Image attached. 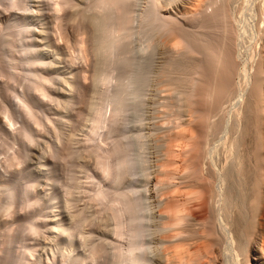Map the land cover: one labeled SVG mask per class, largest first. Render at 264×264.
Instances as JSON below:
<instances>
[{"label": "bare ground", "instance_id": "6f19581e", "mask_svg": "<svg viewBox=\"0 0 264 264\" xmlns=\"http://www.w3.org/2000/svg\"><path fill=\"white\" fill-rule=\"evenodd\" d=\"M27 1L0 0V10H3L0 13L3 14L0 16V79L5 78L0 80V101L3 102H0V143L4 146L2 148L0 144V181H4L6 174L3 173L14 176H11L10 181L8 178L7 182H0V187L4 188H0V216L4 218H0V229L3 230L5 226L4 233L0 232V242L4 246H0L1 250L4 248L0 250V256L3 255L0 264H247V260L250 261L248 245L251 238H260L262 245L259 251L264 259V0H254L258 1L256 11L253 18H249L254 20L256 15L258 17L259 28H256L259 29L257 33H260L258 39L261 41H258L261 43L260 46L259 42L254 45L259 46V51L258 48L254 49L258 54L254 51L247 54V49L244 53L247 42L252 41L253 35L257 33L250 34L245 19L247 15L244 12L251 7H244L246 4L236 7V0H52L56 1L52 7L56 6L54 9L57 8L60 13L64 7L66 15L63 17L69 23L78 21L77 25L73 23L75 31H78L74 35L72 27V36H75L72 41L65 34L66 29H63L67 24L57 22L62 17L55 16L59 11L56 14L54 12L58 24L52 21L54 16L50 17V21L57 24V30L54 25H50L56 31L53 33L68 36L65 40L59 37L65 41L66 47L60 40L58 43L51 40L48 33L51 34L52 30L46 32V36L44 31L47 30H43L45 34H39L44 36L42 39L35 37L36 29L33 27L38 17L33 20L27 15V9L28 12L32 10ZM249 1L242 0L244 3ZM51 9H48L49 13ZM175 10L180 13L176 14ZM42 11L35 12L44 15ZM40 20V23L44 21ZM47 23L46 27L49 28ZM44 27H41V31ZM136 35H142L146 40L147 46L144 44L143 50L157 43L167 53H171L166 66H162L159 72V79L171 87V93L175 91V95L170 94L165 104L168 111L166 122L171 126L163 141L164 154L157 164L160 171L157 167L158 174L151 181L160 197V201L157 199V214L151 224L146 214L149 210L144 203L147 197L144 196L145 200L144 194L135 191L137 188L134 190L129 185L123 186L129 177L133 179L135 171L132 144L123 129L127 125L126 101L130 87L126 82L127 79L130 82V68L134 62L129 45ZM255 40L256 43L257 38ZM66 48L75 50L82 57L79 54L76 59L70 58L72 54ZM65 52L68 56L63 58L70 59L67 63L69 66L65 63L67 67L63 64L66 59L64 62L63 58L61 60ZM54 54L61 55L59 62L63 64L62 70L64 67L72 70L70 78H67L70 73L66 78L65 75L60 78L64 72L61 69L59 71L57 64H52L55 62L54 58V62L51 61ZM175 54H178L177 58ZM80 58L90 64H87L88 67L83 64L87 69L90 67L88 72L82 66L80 70L84 72H74V60ZM61 88L64 94L59 93ZM52 102L65 113L66 109L74 112L76 104L80 103L79 106L82 104L88 108L85 110L82 106L85 114L90 115L84 121L82 118L85 114L79 108L81 111L77 109L74 117H71L72 112L70 117L66 116L65 113L57 112L55 106L53 109L50 106ZM72 105L73 108L75 106L74 110ZM61 106L62 109L66 107L62 110ZM79 121L89 122L88 125L91 122L87 128L89 134L85 131L87 137L84 136L79 144L86 140L87 153L91 149L93 153L90 157L94 159L91 168L87 162L81 163L88 166L87 170V166L82 168L90 172L89 175L85 173L89 179L86 180V177L88 182L85 183L89 185L81 181L85 186L81 189V185L77 186L80 180L75 181L77 189L87 193L88 196L84 194L86 198L92 197L93 200L88 199L96 203L99 213L107 214L105 218L102 215L101 237L97 229V236L101 239L94 235L95 228L91 229V233L87 230L97 225L92 222V217L93 226H90L89 217L87 223L90 224L87 227H90L84 228L88 217L85 211L84 214L80 210V215L84 214L86 218L76 215L77 208L73 209L75 216L72 215L71 206L75 207L73 201L75 203L76 194L72 195L75 192L71 184L67 185V181L63 184L60 175L57 176L62 168L59 166L57 172L59 158L66 160V157L75 156L77 150H86L85 142L79 149L73 144L82 128H77L78 134L74 136L76 133L73 130L80 126H77L78 123L82 124ZM67 125V130L72 126L70 131L73 134L66 132L64 126ZM44 129L55 135L53 137L48 133L51 139L59 141L58 144L66 141L63 146L56 143L55 148L60 147L63 150L61 152L53 147L54 143L46 141L45 154L49 156L50 162L51 158L56 159L53 162L57 161V167L54 164L55 167L49 166L46 173V170L42 171L46 175V182L47 179L52 180L51 183L62 181L59 183L61 185L57 182L55 186L58 184V191H61V186L63 193L54 194V189L51 191L52 187L46 185L53 194L47 191L43 195V191L48 190L45 186L46 189L41 190L42 196L49 194L45 196L49 200L43 197L45 202L40 197L38 181L42 179L37 178L39 171L36 172L35 168L32 169L35 172L32 171V167L28 166L30 161H27L31 152L29 150L43 138ZM102 129L107 130L110 138H105L107 141L103 145L97 139ZM63 130L68 136L64 137ZM106 130L101 132L106 134ZM100 140L104 141V136ZM47 162L44 165L40 163L41 167L45 168ZM146 175L149 177L151 174ZM148 180L145 181L147 185L150 184ZM76 183H72L73 186ZM35 186H38L40 193L35 192ZM46 201L51 211L45 210ZM101 208L105 211H101ZM56 209L68 213L71 211L72 214H61ZM51 213L57 214L50 219ZM59 214L71 217L69 221L72 224L67 221L69 218L59 217ZM7 223L13 225L8 224V228L5 225ZM83 229L91 235L93 232L95 237L92 241H96L90 244L88 254L85 252L87 255L83 252L88 248L87 236L91 235ZM41 234L51 236V240L44 237L53 243L49 245L51 248L47 247L49 240H44L47 245L41 243ZM75 238L83 239L87 248L83 251L80 245L84 246V243H79V249L85 257L80 255L81 251L76 255L74 248L79 240L73 242ZM37 239L40 245L48 248L45 249L44 259L43 254H37L41 250L44 252L45 248L38 247Z\"/></svg>", "mask_w": 264, "mask_h": 264}, {"label": "rangeland", "instance_id": "374dc122", "mask_svg": "<svg viewBox=\"0 0 264 264\" xmlns=\"http://www.w3.org/2000/svg\"><path fill=\"white\" fill-rule=\"evenodd\" d=\"M29 1V2H28ZM27 1V4L31 7L30 9H32L33 10V12H31L32 10H30V12H31V14H33L34 15V17H32V15L30 14V12H28L29 11V9H27V7H26V9L28 10L27 11V13H29V14H27L28 16H31L30 18H34L33 20H36L37 19V17H38V19L36 20V21H34V29H36V31H35V33H36V36L35 37H37L38 39L40 38V39H42L44 36H39V34L41 35L42 34V32H43V30H47V31H44L45 33L47 32L48 33V31H50V30H52L51 29V26L52 25H54L53 27H55V29H56V26H57V22H59L60 24H62V23H64L66 26V28H63L64 30L66 29V33L65 34H67V35H69L70 37V39H73L72 41H74V37L75 36H72V34H74V35H76V31H78V29L75 31V28H76V26H75V28H74V25H73V23L75 24V25H77V23H78V21L76 20V22H73V23H69L64 17V15H66V12H65V10H64V7H62L63 9H61L62 11H61V13H60V10H57V8L56 9H54V7H56V6H54V7H52L53 5H56V4H53V2L55 3L56 1H52V0H38V2H37V0L35 1V0H33V1H31V0H28ZM245 1V0H244ZM250 1H251V3H252V5L250 4ZM248 3H244V2H242V0L240 1V0H238V2L239 3H237V0L236 1H234V6H236V7H242V5L243 4H246V5H243L244 7H248V8H250L249 10L247 9L246 11L247 12H244V14H245V16L247 15V17H245V19H246V22L248 23V28H249V30H251L250 31V34L251 35H253V33L255 34V32L257 33L258 31H259V29H257L256 28V26H257V22H258V17H257V15L254 17V20L252 19L253 17V15H254V12L256 11V4H257V2L255 1L254 2V0H250ZM236 2V3H235ZM242 2V4H240ZM255 3V4H254ZM26 4V6H28ZM237 4H238V6H237ZM247 4L249 5V6H247ZM253 4H254V6H253ZM32 5V6H31ZM86 5H88V3L86 4ZM251 5V6H250ZM43 7V11H44V15H42V14H40L39 15V11H42L41 10V8ZM50 7H52L53 9H51ZM255 7V8H254ZM0 8H2V7H0ZM29 8V7H28ZM253 8L255 9V10H253ZM39 9V10H38ZM48 9H51L50 10V13H49V11H48ZM58 9H60L59 7H58ZM38 11V12H35V11ZM42 11V12H43ZM56 11H59L57 14H56ZM177 13H176V12ZM175 11H173V12H175L176 14H179L180 12H179V10H175ZM250 11V12H249ZM251 11L253 12V14L251 13ZM2 12H3V10H2ZM1 12V10H0V13H2ZM22 12V11H21ZM20 12V13H21ZM25 11H23V13H24ZM41 12V13H42ZM51 12H53L52 13V15H51ZM54 12H55V16H58V17H60V16H62L61 18H60V21H61V19H65L64 21L65 22H68V23H65V22H60L59 20H57V22H56V19H55V16H54ZM63 12V13H62ZM36 13H38V16H37V14ZM46 13H48V14H46ZM174 13V14H175ZM249 13H251L250 14V16H249ZM26 14V13H25ZM183 14V13H182ZM182 14H180L181 16H180V18L182 17ZM3 14H1L0 16H2ZM36 15V16H35ZM45 15L47 16V17H45ZM51 15V16H50ZM39 16L41 17L40 19H42V20H44L43 22H44V25L42 26L41 24L43 23H40L41 22V20L39 19ZM54 16V17H53ZM64 16V17H63ZM179 16V15H178ZM42 17H44L45 19H43ZM49 17V18H48ZM50 17L52 18L53 17V22H55V23H57V24H53L52 23V21H50L51 19H50ZM250 17H252L251 19H249ZM257 20H256V19ZM40 21V22H39ZM46 21H48V23L46 22ZM35 22H39V23H36L35 24ZM47 23V26H49V28L48 27H46V23ZM255 22V23H254ZM251 23V24H250ZM254 23V24H253ZM39 24V26L37 27V28H35L36 27V25H38ZM49 24V25H48ZM52 24V25H51ZM40 25H41V27L43 28L44 26V29H42V31H41V27H40ZM51 25V26H50ZM63 25V24H62ZM251 27H250V26ZM259 26V25H258ZM257 26V27H258ZM52 27V28H53ZM74 28V31H73V28ZM46 28H48V29H46ZM259 28V27H258ZM55 29H53L52 31H50L51 32V34L53 33V32H55L56 33V31H55ZM257 29V30H256ZM38 30V31H37ZM57 30V29H56ZM64 30H63V32H64ZM253 30V31H252ZM39 31H41L40 33H39ZM74 33H73V32ZM37 32H38V34H37ZM43 32V34H45ZM47 33L45 34V36L47 35ZM55 33H53L52 35H53V37L56 39H54L53 40V37H52V35L50 34V33H48L49 34V36H51V40L54 42V43H58L57 41H59L60 40V42L62 41V39H66V37H68L67 35L64 37V36H62V35H65V34H62L61 36H62V39L60 38L59 39V37H61L60 36V34H59V32H58V34H55ZM258 34H259V36H258ZM38 35V36H37ZM56 35L58 36V38L56 37ZM64 37V38H63ZM253 39H252V41L250 40V41H248L247 42V45L248 46H245L246 48H244V53L246 54V49H247V54L251 51V52H253L254 51V53H257V51H255V50H257V48H258V51H259V46H260V43L261 42H259V41H261V40H259L258 38L260 37V33H257L256 35H253ZM255 38H257V42L255 43L254 41H256L255 40ZM134 39V40H133ZM133 39H131V41H130V45H129V48H130V55H131V57L133 58L132 60L134 61V62H132V66H131V68H130V71H131V74H130V77L131 78H133V79H131L130 78V82H129V79H127V82L126 83H129V85H130V87L128 88L129 90H128V93H127V101H126V103H127V106H128V111H127V113H126V115H125V117H126V121H127V125H126V128L124 127V129H123V133H124V135L129 139V141L131 142V144H132V158H134V161H133V164H134V174L132 175L133 176V179L131 178V177H129L127 180H125V181H127V183L126 182H124V184H123V186H125V185H129V187H132L135 191H138L139 192V194H144L143 195V197L144 196H146V197H144V199L146 200H144L145 202V205L147 206V208H148V210H149V212H147L146 214H147V216L150 218V220H149V224H151L154 220H153V218H154V215H156L157 214V208L158 207H156V205H158V203H157V199H159V201H160V197H158V195H159V192H155V187L153 186L154 185V182L152 183L151 181H154L155 180V177L157 176V175H155V174H158V168H159V171H160V167H158L157 166V164H159L158 162H160L159 161V159L162 157L161 155L162 154H164L163 152V150H164V147H163V145H164V142L163 141H165L166 140V132H167V129L171 126H169L168 124H167V118H168V111H166V103H167V98L168 97H170L169 95L171 94V96L174 94L175 95V91L174 92H170V88L171 87H169L168 85H166V82L165 81H162V80H160L159 79V72H160V70H162L163 69V67L164 66H166V63L168 62L167 60H169L170 59V55H171V53H167L166 51H165V49H164V47L162 46V45H156V44H153V45H151L149 48H147V50H143L142 48H144L145 46H147V43H146V40L144 39V37H142V35L140 36V37H138L137 35L136 36H134V38ZM142 39V40H141ZM144 40V41H143ZM259 40V41H258ZM56 41V42H55ZM140 41V42H139ZM65 42V41H64ZM63 41L61 42V44L62 45H64L65 44V46L64 47H66V43H64ZM142 42V43H141ZM145 42V43H144ZM258 42H259V46H257V47H254V45L256 44H258ZM142 45H141V44ZM254 43V44H253ZM145 44V46H143ZM253 44V45H252ZM58 45H60V43L58 44ZM61 45V46H62ZM132 45V46H131ZM155 45V46H154ZM166 47V46H165ZM247 47H249V48H247ZM141 48V49H140ZM168 48V47H167ZM166 48V49H167ZM256 48V49H255ZM68 49V50H67ZM70 48H66V51L69 53V54H72V55H69L70 56V58H72V59H76V58H78L79 56L80 57H82V55L80 54V53H78V52H76L75 50H72V49H70ZM164 49V50H163ZM255 49V50H254ZM72 50V51H71ZM70 51V52H69ZM146 51H148V52H146ZM165 51V52H164ZM167 51H168V49H167ZM71 52H75V53H71ZM146 52V53H145ZM169 52V51H168ZM67 53V54H68ZM78 53V54H77ZM163 53H165V54H163ZM76 55V57H75V55ZM80 54V55H79ZM258 54V53H257ZM57 55V54H56ZM56 55L54 54L53 56H52V58H51V61L52 62H54V63H52L53 65L54 64H57L56 65V67L59 69V71H60V69L61 68H63V64H64V66H65V63H66V65L67 66H69L68 64H69V57H68V59L67 58H63V57H65L66 56V52H65V55H62V57H61V60H62V58L64 59V60H62V62H64L65 61V59H66V61L63 63V64H60V62H61V60H60V58H59V56H61V55H57L58 57H56ZM77 55H79L78 57H77ZM68 56V55H67ZM66 56V57H67ZM72 56V57H71ZM177 56H178V54H175V57L177 58ZM75 57V58H74ZM169 57V58H168ZM174 57V56H173ZM174 57V58H175ZM54 58V59H53ZM54 61H53V60ZM257 59V58H256ZM60 61V62H59ZM75 62H77V63H75L74 62V72L76 71V72H84V68L83 67H88L87 66V64H86V60H84V59H82L81 60V58L80 59H77V61L76 60H74ZM79 61V62H78ZM81 61H83L82 62V64H81ZM88 61V60H87ZM89 62V61H88ZM68 63V64H67ZM135 63V64H134ZM75 64H77V66L79 67H76V65ZM80 64V65H79ZM83 64H85V66H83ZM88 65H90V64H88ZM55 66V65H54ZM67 66H65V67H67ZM82 66V67H81ZM163 66V67H162ZM56 67H54L55 69H56ZM64 67V70L66 69V70H69L67 73L64 71V70H62L64 73H62V74H60L61 76H60V78H62L64 75V77L66 78L67 77V74L68 73H72V72H70V71H72V70H70V69H67V68H65ZM83 68L82 69V71L80 70L81 68ZM85 67V71H89V69H90V67L87 69ZM68 68H70V67H68ZM78 68V69H77ZM58 69H56V70H58ZM77 69V70H76ZM78 70H80V71H78ZM132 70H133V72H132ZM87 71V72H88ZM61 73V72H60ZM66 73V74H65ZM135 73V74H134ZM137 73V74H136ZM2 75H0V77H1ZM69 77H67V78H70L71 76H72V74L71 75H68ZM135 77V78H134ZM144 77V78H143ZM5 78H3L2 77V79H0V80H4ZM137 79H139V80H137ZM159 79V80H158ZM59 80V79H58ZM2 82V81H1ZM59 82H61V80L59 81ZM87 83H90L89 82V80H87L86 81ZM160 82V83H159ZM62 83V82H61ZM131 83V84H130ZM163 83V84H162ZM161 85V86H160ZM65 86V85H64ZM167 86V87H166ZM131 90V91H130ZM168 90V91H167ZM61 91H63V89L61 88V90L59 91V93H62V94H64V91L63 92H61ZM166 91V92H165ZM65 93H67V92H65ZM168 93V94H167ZM61 94V95H62ZM68 94V93H67ZM135 98H134V97ZM0 100H2V98H0ZM1 102V101H0ZM1 103H3V102H1ZM80 104V103H79ZM79 104L77 105L76 104V108L78 109H76L77 111H81V109H79V108H82V106H83V108L85 109L86 107H84V105H80L79 106ZM1 106H2V104H0ZM52 105V106H51ZM50 106L51 107H53V109H55L57 112H61L62 114H64L65 112H62V111H60L59 109H60V107L58 106V108L56 107V105H55V103H51L50 104ZM54 106H55V108H54ZM64 106V105H63ZM79 106V107H78ZM66 107V106H65ZM65 107H63V109H62V106H61V109L62 110H64V108ZM72 108H73V105L71 106ZM74 108H75V106H74ZM74 108L72 109V110H74ZM82 108V109H83ZM69 109H71V108H69ZM84 109H83V113L85 114V111H84ZM86 109H88V108H86ZM85 109V110H86ZM1 110V109H0ZM76 110H74V112L76 111ZM64 111H66V113H65V115L66 116H69L70 117V113L72 112V114L74 113L73 111H71V112H69V110H64ZM68 111V112H67ZM77 111H76V113H77ZM87 112H88V110H87ZM90 112V111H89ZM88 112V113H89ZM76 113H74L73 115L71 114V117L73 116L74 117V115L76 114ZM83 114V115H84ZM88 115H90V113L88 114ZM88 115H84V117L82 118L84 121H85V117L87 116V117H89ZM0 116H1V114H0ZM44 117H46V115L44 116ZM130 117V118H129ZM47 118V117H46ZM43 119H45V118H43ZM81 119V120H82ZM87 119V121H89L88 120V118H86ZM20 120V119H19ZM86 121V122H87ZM79 122H81V121H79ZM82 124H80V123H78V125L77 126H79V127H76V129H74L73 131H75L74 133H76L74 136H77V134H78V136L77 137H75V138H77L76 140H74L75 141V143H73L74 145L76 144L77 145V149H79V146H80V148H82L83 147V144H84V142L86 141H83V143H81V145L79 144L81 141H82V139H83V137L84 136H86V135H84V134H87V133H85V131H87L88 132V130L89 129H87L89 126H90V124H91V122H90V124L88 125V123L89 122H87V123H83V121L81 122ZM164 123V124H163ZM81 125H84V126H81ZM68 126L69 125H67V127H65L64 126V128H66L65 130H66V132L68 133V131H69V133L68 134H70V132H72V134H73V131H70V128L72 127H69V130H67V128H68ZM80 127H82L81 128V130L79 129ZM74 128V127H73ZM72 128V129H73ZM81 131H79L78 129ZM65 130H63V133L65 132ZM83 130V131H82ZM105 130L106 129H102V130H100L99 132L100 133H98V135H97V139H98V142L100 143V144H102L103 145V143H105L106 141H107V139L109 138V136L107 135V130H106V134L105 133H102L103 131L105 132ZM46 129H44V131H43V133H45L44 135H43V138L42 139H40L38 142L39 143H36L37 145H34V146H32L31 148L32 149H30L29 150V159L27 158V161L30 163L28 166H30V167H32V168H30L31 170L32 169H34L35 168V171L36 172H38V175H37V178H39V180H40V178L42 179V180H45V178H46V175H45V173L47 172V170H48V168H49V166H52L53 165V167H55V165H56V163H57V161H58V170H57V172L59 171V168L62 166V168H64V170L62 169V168H60L61 169V171H59V173H57V176H58V174L60 175V179L61 180H63V184L64 183H66V181L68 182V183H66L67 185H70L71 184V188L73 189V192H75V193H72V195L74 196L75 194V196H74V200H75V198H76V200H75V203H74V201H73V205L75 206L74 208H73V206H71V211H73V209L75 210V208H77L76 209V215L77 216H79L80 215V210H82V212H86L87 213V216L85 215L84 216V214H85V212H84V214H82V212H81V214L87 219L86 220V225L84 226V228L85 229H87V228H89L90 226H93V223H94V225H98V227H97V225H96V227L95 226H93L92 228L90 227L89 229H87L88 230V232L89 233H91V231L92 230H95L96 229V232L94 233V235L96 236V237H98V236H100L101 237V235L103 234L102 233V227H100L101 226V224L104 222H102V220H104V218H105V216H107V214L105 215L104 213L102 214V212L101 213H99V208H97V205H96V207H95V202H94V204H93V199H92V197L90 196L91 194H89V196H90V198L92 199L91 201H89V199L88 198H86L88 195H87V193H84L83 192V190H81V191H79L80 190V188L81 187H83L84 185H86V186H88L89 185V183H85V182H88V181H86V180H89L88 179V177L87 176H85L86 174L85 173H88V175L90 174V172H89V170H88V172H86V170H87V168H88V166L86 167V166H83L81 163H88V165L90 166H92L93 164H92V159H94V158H91L90 156H92V153H93V151L90 149V152L89 153H87L88 152V148L85 146L86 145V142H85V144H84V148L86 149V150H84V149H81V150H77V152H76V150H74V153H75V156H74V154L72 155L73 157V159L71 158V156H69V158L68 157H66V160H63V159H58L57 161H55V163L53 162V160H56V159H53L52 160V158H51V162H50V159L48 158L49 156H47V153L45 154V148H47V143H46V141H50V143H54V145H53V147L55 148H57V146H56V143L58 142L59 143V141H57V139L56 138H53V139H51L52 137H50V135L51 136H53L54 134L52 133H50L49 131H47ZM79 131V132H78ZM102 131V132H101ZM51 132H53V131H51ZM66 132L64 133V137H66V136H68V134L66 135ZM78 132V133H77ZM89 132H90V130H89ZM89 132H88V134H89ZM50 135H49V134ZM102 133V134H101ZM46 134H48L47 135V137L45 138V140H44V136H46ZM102 136H101V135ZM104 134V135H103ZM66 135V136H65ZM99 136V137H98ZM104 136V141L102 140H100V139H102V137ZM53 137H55V135L53 136ZM87 137V136H86ZM85 137V138H86ZM84 138V139H85ZM105 138H107L106 139V141H105ZM54 139H55V141H54ZM110 139V138H109ZM41 141V142H40ZM52 141V142H51ZM63 141V140H62ZM73 141V142H74ZM76 141H77V143H76ZM64 142L66 143V141L64 140ZM63 142V143H64ZM57 143V145L58 146H60V144L63 146V145H65V144H63L62 142H60V144H58ZM2 146V148L4 147L3 146V144L2 143H0ZM73 145V146H74ZM49 146H50V144H48V151L50 152H48L49 154H51V149L49 148ZM52 146V145H51ZM62 146H61V148H62ZM52 147V148H53ZM53 148V149H54ZM55 148V149H56ZM74 148H76V146H74ZM162 148H163V150H162ZM63 149H64V147H63ZM0 150H2V149H0ZM44 150V151H43ZM47 150V149H46ZM56 150H59L60 152L61 151H63L62 149H60V147H59V149H56ZM84 150V151H83ZM80 151V152H79ZM1 152V151H0ZM45 155H42V153ZM85 152V153H84ZM79 153V154H78ZM91 154V155H90ZM134 156V157H133ZM50 157H51V155H50ZM93 157H94V155H93ZM68 158V159H67ZM91 158V159H90ZM49 160L48 162H47V160ZM86 159V160H85ZM90 159V160H89ZM162 159V158H161ZM63 160V161H62ZM85 160V161H84ZM47 162V163H45V165H46V167H47V165H48V167L46 168H43L44 166H42L41 167V165H44V162ZM52 162H53V164H52ZM94 162H95V160H94ZM93 162V163H94ZM40 163H42L41 165H40ZM32 164V165H31ZM55 164V165H54ZM78 164H81L82 166H80V165H78ZM136 164V165H135ZM139 164V165H138ZM57 165H56V167H57ZM75 167H74V166ZM76 165H78V166H80L79 168H78V166L76 167ZM60 166V167H59ZM91 166H90V168H91ZM40 167V168H39ZM85 168L86 167V170L85 169H83V168ZM158 167V168H157ZM75 170H73V169ZM47 169V170H46ZM42 170H46V171H44L45 173H43V171ZM72 170V172H70ZM80 170V171H79ZM32 171H34V170H32ZM34 171V172H35ZM91 171V170H90ZM137 171V172H136ZM156 171H157V173H156ZM67 172V173H66ZM145 173V174H144ZM148 173V175H150L149 177L146 175ZM5 176H4V181H6L7 182V180H8V178H9V180L8 181H10V180H12V179H10V178H14V176H12V174L10 175V174H8L7 175V173H3ZM40 174V175H39ZM41 174H43L44 175V177L41 175ZM154 174V175H153ZM8 176V177H7ZM12 176V177H11ZM39 176V177H38ZM40 176H42V177H40ZM77 177V178H75V177ZM85 176V177H84ZM7 177V178H6ZM87 177V178H86ZM152 177V178H151ZM154 177V178H153ZM6 178V179H5ZM69 178H71V179H69ZM72 178H74L73 180H72ZM85 178H86V180H85ZM143 178V179H142ZM55 179H58V180H60L59 178H55ZM54 179V180H55ZM75 179H77V180H80V181H78L77 182V180L75 181ZM149 179V180H148ZM153 179V180H152ZM2 180L3 179H1V181L0 182H2ZM42 180H40V181H42ZM49 179H47V182H46V180H45V182L44 181H42L41 183H40V181H38L39 182V188H40V191L41 190H44V189H48V190H44L43 192H45V193H43L42 191H41V195H40V197L42 196V193H43V195L44 194H46V192L48 191V193L50 194V193H52L53 194V192H51L52 191V189H54L53 191H54V194L55 193H57V194H61V192L63 193V191H62V187L60 186V188H61V191H58L59 190V187L57 188L56 186L59 184V183H62V181H57L56 180V182L54 181L53 183H51L50 181H52V180H49ZM70 181V183H69V181ZM129 180V181H128ZM146 180H148V182H150V184L148 183V185L147 184H145V181ZM3 181V182H4ZM65 181V182H64ZM81 181H84V185H82V182ZM134 181V182H133ZM2 182V183H3ZM38 182L37 183H35V185L36 184H38ZM48 182H50L51 184H47ZM58 182V184L55 186V183H57ZM78 183V185H77V183ZM147 182V181H146ZM44 183V184H43ZM46 183V184H45ZM72 183H76L74 186H73V184ZM79 183H81V184H79ZM133 183V184H132ZM137 184V185H136ZM151 184H153V185H151ZM41 185H43V188H42V186ZM48 185H50V187H52L50 190H49V188L47 187ZM59 185H61V184H59ZM79 187L80 185V188L79 189H77L78 187ZM145 185H147L148 187H146L145 188ZM46 186V188H44ZM55 186V187H54ZM122 186V187H123ZM38 187V186H37ZM36 186H35V188H37ZM74 187H75V189L76 190H74ZM85 187V186H84ZM126 187V186H125ZM154 187V188H153ZM1 188V190H2V188L3 187H0ZM144 188H145V190L146 189H151L150 190V192H149V190H144ZM152 188H153V190H152ZM4 189V188H3ZM56 189V190H55ZM82 189V188H81ZM0 190V191H1ZM36 191L35 192H39V190H38V188L37 189H35ZM157 190V189H156ZM50 191V192H49ZM142 191V192H141ZM152 191V192H151ZM158 191V190H157ZM72 192V191H71ZM80 192H83L82 194L80 193ZM147 193L146 195H145V193ZM153 192H155V193H153ZM40 193V192H39ZM47 193V195H45V196H48L49 194ZM80 193V194H79ZM156 193H158V194H156ZM38 195L39 196V194L38 193H35V195ZM84 194H86V195H84ZM150 194V195H149ZM155 194V195H154ZM36 195V196H37ZM93 195V194H92ZM152 195V196H151ZM45 196H42V199H44L45 198ZM86 196V197H85ZM44 197V198H43ZM50 197V196H49ZM158 197V198H157ZM47 198V197H46ZM45 198V199H46ZM45 199L43 200L44 202H45ZM73 199V197L71 196V200ZM47 200H49V198H47ZM48 203H49V201H48ZM157 203V204H156ZM94 205V207L96 208H94L93 207V205ZM44 205H45V203H44ZM48 205L49 204H47V201H46V206H44V207H46L47 209H45L43 206V208L45 209V210H48V211H51L50 209H48L49 207H48ZM72 205V204H71ZM50 206V205H49ZM146 206H145V208H146ZM58 207V209H62V208H60L59 206H57ZM156 207V208H155ZM263 207H264V204H263ZM89 208V209H88ZM146 208V209H147ZM94 209V210H93ZM157 209V210H156ZM57 210V209H56ZM104 210V209H103ZM102 210V208H101V211H103ZM147 210V211H148ZM57 211H59V210H57ZM56 211V212H57ZM71 211H70V213H71ZM88 211V212H87ZM96 211V212H95ZM97 211H98V213L100 214H98L97 213ZM105 211V210H104ZM59 212H61V214L62 213H64V212H66V211H59ZM156 212V213H155ZM70 213H68V212H66V213H64V214H67V215H69ZM73 213V214H72ZM71 214L72 215H74V213H75V211H73ZM78 213V214H77ZM96 215V216H94V214ZM54 214L56 215L57 213H51V216H50V219H52V217L54 216ZM64 214L62 215L64 218H69V219H67V221L69 222V224L71 223L69 220H70V218L71 217H69V216H67L66 215V217L64 216ZM93 214V215H92ZM263 214H264V208H263ZM82 215H80V216H82ZM104 216V218H102L103 216ZM60 214H59V217H62ZM75 216V215H74ZM98 216V217H97ZM101 216V217H100ZM2 217V219L4 220V218H3V216H0V218ZM90 217V218H89ZM91 217H92V222H91ZM76 218V217H75ZM74 218V219H75ZM88 218L90 219V221L88 220ZM96 218V219H95ZM74 219H71V221L73 222H75V220ZM102 219V220H101ZM1 220V219H0ZM98 220H100V221H98ZM2 221V220H1ZM1 221H0V224H1ZM91 222V224L90 223H87V222ZM73 222V223H74ZM99 222H101V223H99ZM3 223V222H2ZM96 223V224H95ZM8 224H9V226H11V225H13L12 223H11V225H10V223H7V224H5V225H7V227L9 228V226H8ZM72 224V223H71ZM87 224H90V226L89 227H87L88 225ZM16 225V224H15ZM261 225H262V223H261ZM263 226H264V224H263ZM95 228V229H94ZM99 228V230H100V235L97 233V229ZM3 230L5 229V226H4V228H2ZM92 229V230H91ZM1 230V229H0ZM3 230H1L0 232H2V233H4L3 232ZM5 231V230H4ZM83 231L86 233L87 231L86 230H84L83 229ZM82 231V232H83ZM84 232H83V234H84ZM87 232V233H88ZM2 233L0 234V241H1V238H2ZM86 233V234H87ZM88 233V234H89ZM97 234H98V236H97ZM85 235V234H84ZM89 235H91V234H89ZM40 236V235H39ZM39 236H37L38 238H40L41 237V239L40 240H43L41 243L42 244H46L47 242V240H49L50 238H51V236L50 235H44L43 234V236H42V234H41V236L39 237ZM87 236V235H86ZM95 236H93V232H92V235H91V237H89V236H87V238H89V241H88V239H87V242H89V243H87L86 245H87V249L85 248V243H84V241H83V239H82V241H81V238L79 239V238H75V240L73 241V242H76L77 240L76 239H78L79 240V242H76L77 244L75 245V247L76 248H74V251H75V253H76V255L77 254H80V252L79 251H81L80 249H82L83 251H84V249H86L84 252L83 251H81V254L80 255H82L83 256V253L85 254V252L88 254V252H89V250L88 249H90V244H92L93 243V241L94 242H96L95 241V239L92 241V238L93 237H95ZM44 237H50L49 239L48 238H44ZM100 237H98V238H100ZM44 238V239H43ZM98 238H96V240L98 239ZM101 239V238H100ZM252 239V238H251ZM250 239V244L248 245V249H249V258H250V261H249V259L247 260L248 261V263L247 264H255V263H257V264H264V259H262L263 257H262V255H261V252L259 251L260 250V246L262 245L261 243H260V238H257V239H252L251 240ZM39 240V241H40ZM44 240H46V241H44ZM51 240V239H50ZM50 240L48 241L49 243H48V248H51V246H49V245H53V243H51L50 242ZM38 241V239H37V242L39 243V245H38V247L39 246H43L42 244L40 245V242ZM92 241V242H91ZM99 241V240H98ZM44 242V243H43ZM91 242V243H90ZM1 244H0V246H3L2 245V242H0ZM82 244V243H84V246H83V244L82 245H80V244ZM44 244V245H45ZM89 244V245H88ZM97 244H98V242H97ZM47 245V244H46ZM79 245L81 246V248L79 247ZM95 245V244H94ZM94 245H92V246H94ZM83 246V247H82ZM4 247V246H3ZM45 246H43V248H44ZM2 248V247H1ZM1 248H0V250H1ZM40 248H42V247H40ZM40 248H38V250L40 249ZM48 248H44V252H42V250L41 251H38L37 252V254L39 253V256H41L42 254V259H44L45 258V256L44 255H46V254H44L47 250H45V249H48ZM80 248V249H79ZM4 249V248H3ZM2 249V250H3ZM1 250V251H2ZM50 250V249H49ZM0 251V253H2ZM72 252H73V249L71 250ZM251 251V252H250ZM49 252V251H48ZM71 252V253H72ZM83 252V253H82ZM75 253H73L74 254V256H76L75 255ZM41 254V255H40ZM49 254H50V252H49ZM87 254H85V255H87ZM152 255H154V253L152 254ZM2 257H3V255H2ZM1 256H0V259L2 258ZM83 257H85V256H83ZM250 262V263H249ZM67 264V263H66Z\"/></svg>", "mask_w": 264, "mask_h": 264}]
</instances>
